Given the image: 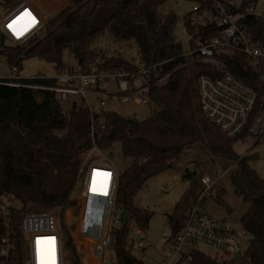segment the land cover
Instances as JSON below:
<instances>
[{"label":"trees","instance_id":"1","mask_svg":"<svg viewBox=\"0 0 264 264\" xmlns=\"http://www.w3.org/2000/svg\"><path fill=\"white\" fill-rule=\"evenodd\" d=\"M20 1L0 0V7L7 9ZM68 1L46 23L45 31L26 46L4 44L0 48L10 64L21 65L27 56H40L59 71L66 66L63 52L72 48L75 60L86 72L137 69L140 64L121 56H102L103 60L96 62L98 55L92 49L93 43L109 32L116 40L137 42L141 63H155L156 73L171 74L164 83L151 86L149 95L155 108L150 116L143 120L133 118L134 122L111 111L91 112L83 99L73 101L67 114L50 91L0 83V191L13 194L23 204L16 212L14 227L17 253L21 251L20 224L26 209H60L63 216L73 205L71 194L78 181L82 154L92 146L90 126L94 119L98 146L106 151L119 143L123 157L130 159L119 174L116 205L133 213L139 229H147L152 212L137 206L138 192L150 177L174 168L186 149L203 142L213 154L237 161L231 181L235 192L249 201V208L240 220L252 239L245 257L251 264H264V178L247 158L235 153L231 140L201 115L195 78L206 66L199 64L193 70L181 66L183 46L174 35L176 13L160 11L166 0ZM247 24L256 38L264 37V16L252 17ZM229 64L245 81L260 88L257 79H248V65L241 58ZM22 82L44 83L33 78ZM186 176L192 184L173 213L167 215L172 235L179 233L191 199L199 191L196 171L187 170ZM223 196L222 187L217 200ZM63 230L71 260L80 264V253L65 224ZM130 233L128 225L118 231L113 247L116 264H145L143 258L133 253ZM192 264H225V260L197 252Z\"/></svg>","mask_w":264,"mask_h":264},{"label":"built area","instance_id":"2","mask_svg":"<svg viewBox=\"0 0 264 264\" xmlns=\"http://www.w3.org/2000/svg\"><path fill=\"white\" fill-rule=\"evenodd\" d=\"M264 0H203L193 7L188 21L191 36L187 50L183 49L182 67L203 64L204 71L197 73V96L201 115L221 135L229 139L253 136L264 140V37L256 38L249 29L247 20L264 16L257 7ZM46 19L30 2L18 4L0 14V48L26 46L46 29ZM242 59L247 65L248 79H257L255 88L232 70L229 61ZM0 65L11 71L10 76L0 74V83L26 86L50 91L61 103L71 98L83 99L91 112L101 113L108 100L133 101L154 106L149 90L155 84L164 83L170 72L156 73L157 65L140 64L134 71L86 72L75 60L54 74L47 71L33 79L43 80L40 85L22 82L20 66L10 64L0 52ZM93 100L98 102L94 108ZM137 116V115H136ZM100 121V117L98 118ZM93 119L90 126L92 146L81 157L78 184L79 210L74 222L66 223L73 243L80 253V264H106L105 255L112 246L118 231L123 228V209L116 205V190L119 172L113 161L97 144ZM237 161H235L236 165ZM213 178L202 173L199 191L186 212L182 228L172 235L168 222L162 237L163 252L158 260L148 264H192L200 243H208L221 249L213 256L220 261L235 256L241 251L242 258L250 242L248 233L239 232L226 217L206 209V199L216 200L221 191L223 176ZM95 182V200L90 218L85 216L91 184ZM13 194L0 191V264H66L64 252L65 235L49 211L26 209L20 224V253L16 251V212L23 208L15 204ZM129 223V222H128ZM72 227V228H71ZM136 233H130L132 249L142 248L144 241L135 242ZM52 247L53 250L50 248ZM49 250L53 252L49 254ZM47 253L42 257L40 252ZM142 258V257H141ZM241 258V259H242ZM145 260V259H144ZM232 262V261H231ZM233 263V262H232ZM146 264V260H145Z\"/></svg>","mask_w":264,"mask_h":264},{"label":"rangeland","instance_id":"3","mask_svg":"<svg viewBox=\"0 0 264 264\" xmlns=\"http://www.w3.org/2000/svg\"><path fill=\"white\" fill-rule=\"evenodd\" d=\"M32 2L38 6H43L46 9L47 15H45L46 21H50L57 15L58 9L65 8L68 4V0H26ZM197 4L194 0H166L161 6L160 11L163 13L173 11L177 15V22L174 29V35L177 41L181 42L183 49L187 50L190 45L191 36L186 27V20L190 18L193 7ZM13 7V6H12ZM9 8L0 7V14H5L10 10ZM60 11V10H59ZM259 13L264 12V1L257 7ZM59 13V12H58ZM187 18V19H186ZM92 49L96 53V62L103 60L102 56L112 57L121 56L129 61H133L137 64H142V58L140 48L137 42L133 40H116L109 32H106L103 36L97 38L93 43ZM62 59L66 65H70L75 62V57L72 48H66L63 52ZM20 66V76L24 78H30L35 75H39L43 71L54 74L55 69L53 64L47 61L44 57L40 56H27L23 59ZM190 69L193 67L188 66ZM0 74L10 76L12 73L4 68V65H0ZM196 79V78H195ZM75 98H71L67 101H62V110L69 114L71 104ZM95 109L98 102L93 100ZM153 108H155L153 106ZM152 108V109H153ZM106 111L115 112L125 118H136L138 120L146 119L151 114L150 106L121 100H108L105 106ZM137 115V116H136ZM229 139V138H228ZM231 145L235 153L241 157L247 158L252 168L264 178V140H257L253 136H247L244 138L230 139ZM105 153L115 161L119 174L125 170L130 162L129 158L123 157L121 153V146L119 143H115L112 148L105 151ZM235 160L230 157L219 156L212 153L210 148L203 142L188 148L184 151L180 162L172 169L163 171L157 175L150 177L143 187L138 192L135 199L137 206L140 208L148 209L152 212L147 229H142V232L135 236L136 244L139 241H144L145 246L142 248L134 247L133 253L138 257H142L146 260V264L154 263L158 260L159 254L163 252L162 237L167 231L165 225L167 223V215L173 213L176 204L180 201L185 191L191 186L192 180L187 178L186 173L191 164L195 165L196 177L202 173H208L213 178L220 177L226 172L221 180V189L224 188V199L221 202L208 203L206 209L215 214H225V216L233 223L235 228L242 232L241 217L249 208V201L244 198L243 195L235 192L234 185L231 181L236 171ZM79 177V175H78ZM78 183V181H77ZM76 187L81 190L82 185L78 184ZM76 187L71 194L73 205L64 212L63 216L59 212L60 209H51L63 230V224L73 222L79 210V199L76 193ZM94 189V188H92ZM195 198V197H194ZM194 198L191 199V203H194ZM95 197L89 196V200L85 210V216L90 218L93 213L91 205H93ZM17 206H21L20 201L15 200ZM205 204V203H203ZM206 205V204H205ZM132 233H136L138 228L135 225V220L131 219L128 223ZM67 228V226H66ZM72 228V227H71ZM71 236L69 230H67ZM64 232V230H63ZM246 237V241H248ZM245 247L243 249L245 250ZM163 248V249H162ZM199 249L208 255L216 256L221 253V249L208 243H200ZM64 252L66 255V264H73L71 260V251L65 245ZM106 264H116V253L111 246L105 255ZM225 264H251V262L244 257L234 263L231 262V258H225Z\"/></svg>","mask_w":264,"mask_h":264},{"label":"water","instance_id":"4","mask_svg":"<svg viewBox=\"0 0 264 264\" xmlns=\"http://www.w3.org/2000/svg\"><path fill=\"white\" fill-rule=\"evenodd\" d=\"M128 121L130 122H134V119L133 118H127ZM189 172L190 173H195V165L191 164L188 168ZM134 218V215L133 213H131L130 211L128 210H124L123 211V215H122V221H123V228H126V226L128 225V222ZM249 241L251 242L252 239H249ZM242 258V253L241 251H237L235 256L232 258V262H236V261H239L241 260Z\"/></svg>","mask_w":264,"mask_h":264},{"label":"crops","instance_id":"5","mask_svg":"<svg viewBox=\"0 0 264 264\" xmlns=\"http://www.w3.org/2000/svg\"><path fill=\"white\" fill-rule=\"evenodd\" d=\"M30 4H32L40 13H42L44 15V17H45V15H47V14H45L46 13V9L43 6H38V5H36V4L32 3V2H30ZM56 12H57L56 15H58L61 12V9H58ZM224 196H225V193H224ZM224 196H223V198L221 200L224 199ZM221 200H217V199L216 200L206 199L204 203L206 204L205 206H207V204L210 203V202H212V203L219 202L220 203ZM211 213H213V212H211ZM213 214H215V213H213ZM216 215L226 217L225 214H222V215L216 214Z\"/></svg>","mask_w":264,"mask_h":264},{"label":"bare ground","instance_id":"6","mask_svg":"<svg viewBox=\"0 0 264 264\" xmlns=\"http://www.w3.org/2000/svg\"><path fill=\"white\" fill-rule=\"evenodd\" d=\"M92 188H94V189H92ZM96 189H98V188H97V185L95 184V182H93V183L91 184V188H90V192H89L90 195H89V196L96 197V194H95V190H96ZM50 248L53 250L52 247H50ZM52 250H49V254L53 252ZM46 253H47L46 251H42V252L39 253V255L42 257V256L45 255Z\"/></svg>","mask_w":264,"mask_h":264}]
</instances>
